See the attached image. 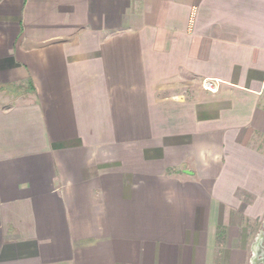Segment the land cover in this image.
Instances as JSON below:
<instances>
[{
	"label": "crops",
	"instance_id": "0c3cea01",
	"mask_svg": "<svg viewBox=\"0 0 264 264\" xmlns=\"http://www.w3.org/2000/svg\"><path fill=\"white\" fill-rule=\"evenodd\" d=\"M0 264H264V0H0Z\"/></svg>",
	"mask_w": 264,
	"mask_h": 264
},
{
	"label": "built area",
	"instance_id": "2783aa9c",
	"mask_svg": "<svg viewBox=\"0 0 264 264\" xmlns=\"http://www.w3.org/2000/svg\"><path fill=\"white\" fill-rule=\"evenodd\" d=\"M194 12L192 13L191 23H193ZM221 80L216 78H206L203 80V88L210 92H216L219 89Z\"/></svg>",
	"mask_w": 264,
	"mask_h": 264
}]
</instances>
